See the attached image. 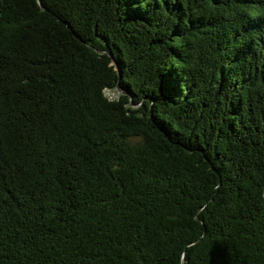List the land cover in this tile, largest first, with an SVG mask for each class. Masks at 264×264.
I'll return each mask as SVG.
<instances>
[{
    "label": "trees",
    "instance_id": "1",
    "mask_svg": "<svg viewBox=\"0 0 264 264\" xmlns=\"http://www.w3.org/2000/svg\"><path fill=\"white\" fill-rule=\"evenodd\" d=\"M0 264H264V0H0Z\"/></svg>",
    "mask_w": 264,
    "mask_h": 264
},
{
    "label": "rangeland",
    "instance_id": "2",
    "mask_svg": "<svg viewBox=\"0 0 264 264\" xmlns=\"http://www.w3.org/2000/svg\"><path fill=\"white\" fill-rule=\"evenodd\" d=\"M118 93V92H117ZM116 95L115 92L110 91V90H106V96L109 98H113Z\"/></svg>",
    "mask_w": 264,
    "mask_h": 264
},
{
    "label": "water",
    "instance_id": "3",
    "mask_svg": "<svg viewBox=\"0 0 264 264\" xmlns=\"http://www.w3.org/2000/svg\"><path fill=\"white\" fill-rule=\"evenodd\" d=\"M110 56H111V55H110ZM111 57H112V56H111ZM113 64H114L116 70L118 71V65H117V63L114 61ZM116 91L119 93V91H121V89H120L119 87H117V90H116Z\"/></svg>",
    "mask_w": 264,
    "mask_h": 264
}]
</instances>
